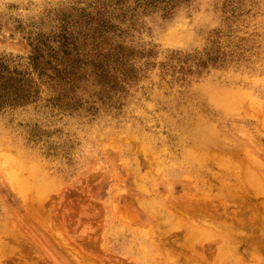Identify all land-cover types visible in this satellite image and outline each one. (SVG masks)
Wrapping results in <instances>:
<instances>
[{
  "label": "rangeland",
  "instance_id": "rangeland-1",
  "mask_svg": "<svg viewBox=\"0 0 264 264\" xmlns=\"http://www.w3.org/2000/svg\"><path fill=\"white\" fill-rule=\"evenodd\" d=\"M189 261L264 264V0H0V264Z\"/></svg>",
  "mask_w": 264,
  "mask_h": 264
},
{
  "label": "bare ground",
  "instance_id": "bare-ground-1",
  "mask_svg": "<svg viewBox=\"0 0 264 264\" xmlns=\"http://www.w3.org/2000/svg\"><path fill=\"white\" fill-rule=\"evenodd\" d=\"M195 131H199L200 133H202V134H204L206 137H211V136H213V135H215V134H217L218 132H217V130L214 128V127H201L199 124L198 125H195ZM7 161L9 162V164L12 166L11 168L12 169H14L15 170V172H16V170L17 169H19L20 167H21V164L17 161V162H15L14 164H13V160L11 159V158H7ZM15 181L17 182V184L16 185H18V187L20 188V190H24L25 191V188H27L28 189V187L27 186H29V185H27L28 183H27V180L26 181H24V180H18L16 177H15ZM27 184H26V183ZM37 184V183H36ZM49 186V183H48V181H43V183H40V184H38L36 187H37V191H40V192H44V189H46L47 187ZM233 237V236H232ZM231 238V237H230ZM234 239H235V237H234ZM221 240V239H220ZM225 240V239H224ZM231 240V239H230ZM233 240V239H232ZM237 240V242H239L238 241V239H236ZM233 242H235L236 243V241H233ZM232 243V242H231ZM230 243V244H231ZM226 244V243H225ZM234 244V243H233ZM240 244H241V242L237 245V246H240ZM229 245V244H228ZM232 245V244H231ZM203 258V257H202ZM190 258H188L187 260H189ZM186 260V259H185ZM192 263V261H189V263ZM190 263V264H191Z\"/></svg>",
  "mask_w": 264,
  "mask_h": 264
}]
</instances>
